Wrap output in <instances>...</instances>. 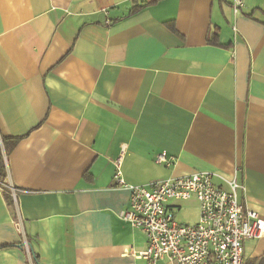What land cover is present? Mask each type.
<instances>
[{
  "label": "crops",
  "instance_id": "obj_1",
  "mask_svg": "<svg viewBox=\"0 0 264 264\" xmlns=\"http://www.w3.org/2000/svg\"><path fill=\"white\" fill-rule=\"evenodd\" d=\"M7 138L19 139L8 181L39 264H146V235L120 218L123 147L128 185L236 178L264 224V0L238 16L231 0H0ZM164 152L175 165L155 163ZM14 214L0 187V264H29ZM244 252L264 264V236Z\"/></svg>",
  "mask_w": 264,
  "mask_h": 264
},
{
  "label": "built area",
  "instance_id": "obj_2",
  "mask_svg": "<svg viewBox=\"0 0 264 264\" xmlns=\"http://www.w3.org/2000/svg\"><path fill=\"white\" fill-rule=\"evenodd\" d=\"M246 0H231L235 16L242 13ZM125 147L115 163L116 184L130 191L129 209L120 218L133 229L142 231L148 239L147 250L138 259L146 264H245L244 244L264 236V224L257 213L246 210L239 202V191L244 188L236 178L217 183L218 175L195 172L144 186L128 185L122 178ZM155 163L171 167L176 159L167 153L159 154ZM8 188L18 205L19 191L8 181L0 183ZM195 200L199 204L200 218L194 225L176 220L178 203ZM21 235L26 254L31 263L29 246L25 239L23 223L15 222Z\"/></svg>",
  "mask_w": 264,
  "mask_h": 264
},
{
  "label": "trees",
  "instance_id": "obj_3",
  "mask_svg": "<svg viewBox=\"0 0 264 264\" xmlns=\"http://www.w3.org/2000/svg\"><path fill=\"white\" fill-rule=\"evenodd\" d=\"M143 8H145V6H136L131 10V14H136L138 12H140ZM19 142V139L16 138H7V139H2V141L0 142V183L2 184H7L8 183V173H7V167H6V161L5 158L8 156V154H10L15 147L17 146ZM3 195L9 205V207H11L15 214H14V221L17 222L18 221V215L17 213V204H15V202L13 201V199L10 196V190L8 188H3ZM25 239L28 243L29 246V252H30V256H31V263L29 262V264H39L37 261V256L33 250V247L28 239L27 236H25ZM24 241V237L22 239V241L20 242V246L22 248V250L26 253V249L25 246L23 244ZM262 262H264V258L262 259Z\"/></svg>",
  "mask_w": 264,
  "mask_h": 264
},
{
  "label": "rangeland",
  "instance_id": "obj_4",
  "mask_svg": "<svg viewBox=\"0 0 264 264\" xmlns=\"http://www.w3.org/2000/svg\"><path fill=\"white\" fill-rule=\"evenodd\" d=\"M199 204L195 200L182 203V209L177 211L176 220L185 225H194L199 222Z\"/></svg>",
  "mask_w": 264,
  "mask_h": 264
}]
</instances>
